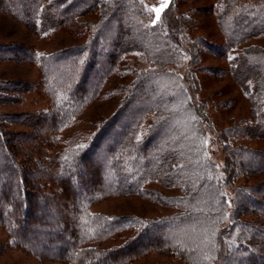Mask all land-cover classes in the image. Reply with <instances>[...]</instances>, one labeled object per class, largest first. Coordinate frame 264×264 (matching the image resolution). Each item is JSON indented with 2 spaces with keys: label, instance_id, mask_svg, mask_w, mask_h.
I'll list each match as a JSON object with an SVG mask.
<instances>
[{
  "label": "trees",
  "instance_id": "obj_1",
  "mask_svg": "<svg viewBox=\"0 0 264 264\" xmlns=\"http://www.w3.org/2000/svg\"><path fill=\"white\" fill-rule=\"evenodd\" d=\"M245 1L221 0L217 8L218 22L229 47L264 33V2ZM133 4L135 0H0L1 12L35 33L51 28L75 32L81 27L77 23L80 16L101 8L99 30L92 32L82 45L60 49L47 57L25 46H0V57L36 65L42 77L40 83L50 95L63 94L68 86L58 83L47 70L50 60L66 53L81 58L78 80L69 83L77 89L85 83L86 73L97 74L95 66L101 71L106 69V74L115 68L123 53L133 50L141 53L142 62L150 61L160 68L148 69L134 80L117 111L101 123L83 147L59 146L58 131L84 104V88L68 90L61 101L30 116V131L9 128L19 122L21 115H0V228L6 236V246L39 260L65 264H131L148 253L175 254L185 257L188 264H264V222L238 220V216L247 214L243 209L264 217V200L256 197L264 196V185L253 191L240 188L229 201L223 193L225 186L236 181V170L252 174L264 170V151L232 146L236 135L264 137L263 50L248 47L235 58L240 65L238 80L252 81L251 86L246 82L242 85L251 104L253 126H232L224 131L222 139L230 150L222 180L205 158L200 143L184 142L174 122L176 113L169 112L170 96L147 103L148 96L158 91L162 78L172 77V73L161 69L175 64L183 50L172 30L165 35L156 25L143 27L137 20L139 10ZM106 27H111L109 34H101ZM17 85L0 84V99L3 91L10 92ZM92 85L96 93L101 82L94 81ZM146 85L150 89L145 93L142 89ZM150 110L157 118L147 134L138 137L141 116ZM185 111L196 117L202 114L200 105L189 106ZM167 121L171 125L166 128L174 136L165 142L162 151L155 152L154 160L147 158L148 147ZM110 137L119 143L107 144L105 163L96 152L101 142ZM154 176L168 184L181 185V196H161L177 212L154 219L90 212V206L104 195L137 192L146 178ZM161 228L165 232L180 231L169 237L159 233ZM109 240L120 242L104 247Z\"/></svg>",
  "mask_w": 264,
  "mask_h": 264
},
{
  "label": "rangeland",
  "instance_id": "obj_2",
  "mask_svg": "<svg viewBox=\"0 0 264 264\" xmlns=\"http://www.w3.org/2000/svg\"><path fill=\"white\" fill-rule=\"evenodd\" d=\"M135 1L136 4H133L132 7L139 10L140 14L137 20L142 23V26L149 28L156 25L162 29L161 33L165 35L166 31L172 30L180 41L179 49L183 50L175 64H166L161 69L172 73V77L162 78V84L159 82L158 91L148 96L147 103L153 104L158 97L167 98L170 96L169 112L176 113L174 122L179 128L178 132L182 133L184 142L190 140L195 144L200 143L205 158L215 166L218 175L224 180L226 174L223 169L228 164V151L230 150L229 147L226 148L227 143L222 139L224 131L232 126L242 127L248 124L253 126L251 104L242 85L246 82V85L251 86L252 81L250 79H246L244 82L238 80L240 65L235 62V58L248 47L259 48L264 52V33L239 45L229 47L225 44L224 34L216 13L221 0H167V7H162L165 0ZM246 2L260 3L264 0H246ZM158 8H162L159 12V19H157L155 11ZM100 12L101 8H96L92 13L80 16L77 23L79 22L81 27L72 33L58 28H51L48 32L35 33L23 23L0 11V46L2 48L6 45L10 47L13 45L25 46L32 48L37 55L47 57L60 49L86 43L90 34L99 30L102 23ZM153 21L156 22L153 23ZM109 28H104L101 34H109L107 32ZM101 40L98 37V41ZM109 49L107 46L106 50ZM88 53L89 51L85 54L88 55ZM69 55L66 53L61 57L62 59L59 58L60 60H50L49 66L47 65V70L57 78L58 83L68 84L63 90V94L60 92L56 95L55 93L50 95L44 90L40 83L42 77L36 65L0 57V84H6L9 87L12 83L18 84L10 92L3 91L1 93L3 98L0 99V115L3 117H5L4 115H21L17 118L18 123L8 125L10 129L30 131L28 126L30 116H34L49 108L51 104L61 101L64 94H67L70 89H77L69 83L72 81L73 84L75 80H78L77 71L80 69L78 61L81 58ZM140 56L141 53L135 50L123 53L121 58L116 61L115 68L106 74V69L103 66V71L98 70V66H95L97 74L86 73L87 67H84L87 78H85L83 86L80 85V87L85 89L86 99L83 100L84 104L71 115L64 128L58 131L59 146L72 148L88 143L91 136L100 129L101 123L117 111L128 87L134 80L148 69H160L150 61L142 62ZM103 74L104 78H101ZM94 81L101 82L96 93L95 86L92 85ZM149 85H146L142 91L148 92ZM81 88L77 90L80 91ZM186 103H190V105ZM198 105L202 108L200 117L192 115L190 111H185L189 106L196 108ZM132 112L133 108L130 110V113ZM156 118L155 112L151 110L145 112L141 116L137 136L146 135V131ZM131 119L128 118V120ZM169 122L167 121V125L158 130L156 138L148 147L147 158L154 160L155 152L162 151L165 142L174 136V132L172 130L170 132V128H166L171 125ZM228 136L230 139V135ZM235 138L233 147L240 145L264 151V137L262 136L245 138L236 135ZM118 143V139L111 137L105 139L96 152L99 155L97 158L105 160L106 163L109 154L107 144L116 145ZM138 159H142V156ZM105 169L108 171L106 167ZM235 174L238 177L232 186L228 185L223 188V193L228 197V201L234 194L237 196L240 188L245 187V189L253 191L262 184L264 185V170L253 174L236 170ZM106 176L109 179L108 172ZM181 188L179 184H168L156 176L148 177L137 192L126 195H104L95 201L89 210L92 213L96 212L105 216L132 214L146 219H154L177 212V209L167 204L161 196L179 197L182 195ZM255 193L253 195H256ZM256 197L264 200L263 195ZM243 210L247 214L238 216L239 221L264 222L263 216L252 213L249 209ZM161 229L159 233L162 232L169 237L180 231L171 229V232L169 230L165 232L164 228ZM6 242L4 231L0 228V264H65L59 261L36 259L21 251L8 248ZM119 242V240H109L103 246L109 247ZM184 258L168 253H148L133 260L131 264H188V260Z\"/></svg>",
  "mask_w": 264,
  "mask_h": 264
},
{
  "label": "snow or ice",
  "instance_id": "obj_3",
  "mask_svg": "<svg viewBox=\"0 0 264 264\" xmlns=\"http://www.w3.org/2000/svg\"><path fill=\"white\" fill-rule=\"evenodd\" d=\"M162 7H167V0H165V3L163 4ZM162 10V8H158V9H155V11L157 12V19H159V12ZM156 21H153V23H155ZM229 59H232V57H229ZM83 147V146H81Z\"/></svg>",
  "mask_w": 264,
  "mask_h": 264
}]
</instances>
